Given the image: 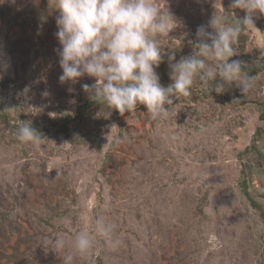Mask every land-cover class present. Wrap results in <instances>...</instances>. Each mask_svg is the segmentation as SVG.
I'll list each match as a JSON object with an SVG mask.
<instances>
[{"label":"rangeland","instance_id":"1","mask_svg":"<svg viewBox=\"0 0 264 264\" xmlns=\"http://www.w3.org/2000/svg\"><path fill=\"white\" fill-rule=\"evenodd\" d=\"M154 2L177 21L160 38L165 87L170 63L195 53L199 26L214 32L215 13L229 22L247 15L232 0ZM58 15L56 0H0V64L8 66L0 84L17 123L63 121L91 100L82 85L94 78L59 79ZM253 20L234 47L256 68L264 64V14ZM243 73L257 77L245 95L235 83L217 92L215 81L204 87L197 79L201 95L180 96L165 120L141 105L123 114L90 110L69 122L74 137L51 130L38 146L20 142L0 116V264H63L67 253L71 264H264V140L260 150L247 148L263 124L264 71ZM242 171L257 205L240 188ZM97 218L112 225L110 242L96 232ZM81 231L93 241L83 255L75 247ZM57 239L65 242L58 253Z\"/></svg>","mask_w":264,"mask_h":264},{"label":"clouds","instance_id":"2","mask_svg":"<svg viewBox=\"0 0 264 264\" xmlns=\"http://www.w3.org/2000/svg\"><path fill=\"white\" fill-rule=\"evenodd\" d=\"M231 7L243 9L247 15L229 22L227 16L215 13L208 22L214 32L199 26L195 53L170 63L173 82L165 87L156 68L164 57L160 38L168 37L177 28V21L168 9L162 11L154 0H56L59 10L56 36L61 45L58 55L62 68L59 79L62 83H76L84 76L94 78L95 83L82 85L92 100L106 103L121 114L143 105L156 121L174 114V101L180 96H191L197 79L204 87L215 81L217 92L235 83L245 95L257 77L244 74L242 62L231 58L237 55L234 45L242 32L254 26L253 16L264 14V0H232ZM168 57L174 61L175 53L169 52ZM210 57L218 62L215 67L206 62ZM7 67L0 64V69ZM42 137L30 122L19 121L20 142L38 146ZM115 142L118 144L119 138ZM95 230L111 241V224L97 218ZM54 243L56 253L64 250L63 239ZM92 244L88 232L76 235L75 247L81 255L88 253ZM72 260L71 253L63 256V264H71Z\"/></svg>","mask_w":264,"mask_h":264},{"label":"trees","instance_id":"3","mask_svg":"<svg viewBox=\"0 0 264 264\" xmlns=\"http://www.w3.org/2000/svg\"><path fill=\"white\" fill-rule=\"evenodd\" d=\"M241 38L242 37H240V39ZM244 41H245V39H244ZM194 42L196 43L197 41H194ZM243 48L244 47L242 46V50H243ZM231 59L239 60V61L242 62L244 57L239 56L238 55V50H237V55L233 56ZM166 61H167L166 60V56L164 55L162 63L160 64V66L158 68H156L157 73H159V72L164 70L163 68H164V66L166 64ZM258 69H263V71H264V64H262L261 66L257 65V67L254 68V67H249L247 65H244V63L242 62V70H244V71H249L250 73H252V72H254L255 70H258ZM0 85H1L0 89H2V91H3V97H1V99H0V116H1V118L3 119V121H4V123L6 125H8V126L10 125V126H14L15 128H18L19 122L17 123V121H15V120H19V119H18V117L11 116L10 110H9V103L5 99V97L9 94V89H6V88L4 89V84L3 83H1ZM191 92H194L196 95H201V93L198 90H193V87L191 89ZM242 102H245V101H242ZM250 102L251 103H256V102H252V101H250ZM257 104H259V108H260V111H261L260 118L262 119L263 124L260 125L256 129V131L254 132V134L252 136L251 144L247 148L255 147L258 150H260L258 148L259 147V142L258 141H263L264 140V103L257 102ZM141 106L145 108V106H143V105H141ZM90 110H98L103 115L106 114L107 112H113L114 114H119L120 113L118 110L109 108L106 105V103H103V102L98 103V102H96V101L91 99L89 101H86L84 104H81L78 107V111H77V113H75V115L69 114V115L64 116L63 121H60V120L53 121V123L50 124V125H43V124H41L39 122H30V121H28V122H30L32 124V126L34 128H36L38 132L41 133V135L44 132H50L51 130H56L58 132L65 133L67 138H72V137H74L75 132L71 128L69 122L74 120L77 116H79L81 114H84V113H87ZM13 121H15V122H13ZM102 122L103 121L100 119V124H102ZM97 130H98V133H93V137H96V135H98V136L100 135L101 129L99 128ZM95 139L96 138H94L93 142L95 144H98V146H100L102 144L101 142H105V139H103V140H101L99 142H96ZM241 175H242V179H241V182L239 183L240 184V188L243 190L245 195L251 200L252 204L257 205L258 203L254 200V198L252 197V194L250 193V189H249L250 178H249V176H247L244 171L241 172ZM262 211L264 213V210H262Z\"/></svg>","mask_w":264,"mask_h":264}]
</instances>
